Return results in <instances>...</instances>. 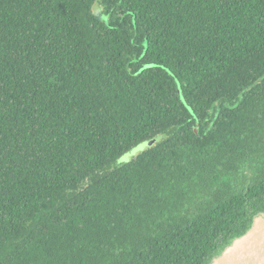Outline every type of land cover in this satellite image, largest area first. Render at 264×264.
<instances>
[{
    "label": "trees",
    "instance_id": "obj_1",
    "mask_svg": "<svg viewBox=\"0 0 264 264\" xmlns=\"http://www.w3.org/2000/svg\"><path fill=\"white\" fill-rule=\"evenodd\" d=\"M262 215L264 0H0V264H214Z\"/></svg>",
    "mask_w": 264,
    "mask_h": 264
},
{
    "label": "water",
    "instance_id": "obj_2",
    "mask_svg": "<svg viewBox=\"0 0 264 264\" xmlns=\"http://www.w3.org/2000/svg\"><path fill=\"white\" fill-rule=\"evenodd\" d=\"M169 73L172 77H175L171 71H169ZM177 88L181 99L185 102L181 91V85L178 81ZM188 108L195 116L192 108L190 106ZM195 133L199 134L198 126L195 127ZM155 143L156 140L153 139L140 144L143 145L141 147L142 150L139 149V145L125 154L120 161H130L133 156H136L140 151L143 152L148 147H152ZM214 264H264V215L257 220L256 224L249 232L235 240Z\"/></svg>",
    "mask_w": 264,
    "mask_h": 264
},
{
    "label": "rangeland",
    "instance_id": "obj_3",
    "mask_svg": "<svg viewBox=\"0 0 264 264\" xmlns=\"http://www.w3.org/2000/svg\"><path fill=\"white\" fill-rule=\"evenodd\" d=\"M144 145H145V144H144ZM142 146H143V145H140V146H139V149H140V150H142V149H141ZM146 149H147V148H146ZM140 152H142V151H140ZM140 152H139V153H140ZM139 153H138V154H139ZM138 154H137V155H138Z\"/></svg>",
    "mask_w": 264,
    "mask_h": 264
}]
</instances>
